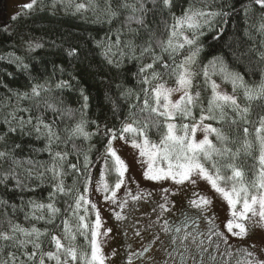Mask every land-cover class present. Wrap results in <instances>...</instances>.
Returning a JSON list of instances; mask_svg holds the SVG:
<instances>
[{"label":"trees","instance_id":"1","mask_svg":"<svg viewBox=\"0 0 264 264\" xmlns=\"http://www.w3.org/2000/svg\"><path fill=\"white\" fill-rule=\"evenodd\" d=\"M192 53L176 130L204 120L210 145L198 160L221 187L255 190L264 0H35L12 19L0 13V264H96L94 175L103 164L116 180L114 137L160 154L185 144L169 138L155 91ZM210 80L232 99H215Z\"/></svg>","mask_w":264,"mask_h":264},{"label":"rangeland","instance_id":"2","mask_svg":"<svg viewBox=\"0 0 264 264\" xmlns=\"http://www.w3.org/2000/svg\"><path fill=\"white\" fill-rule=\"evenodd\" d=\"M34 1L0 0V13L12 19ZM193 61L194 53L175 84L155 91L169 138L187 137L185 144L160 154L147 140L114 137L107 153L116 180L107 183L103 164L94 175L96 264H264V181L255 190L221 187L198 160L212 127L200 120L186 134L176 130V109L192 93ZM209 88L217 100L232 99L214 80Z\"/></svg>","mask_w":264,"mask_h":264},{"label":"flooded vegetation","instance_id":"3","mask_svg":"<svg viewBox=\"0 0 264 264\" xmlns=\"http://www.w3.org/2000/svg\"><path fill=\"white\" fill-rule=\"evenodd\" d=\"M183 223V222H182Z\"/></svg>","mask_w":264,"mask_h":264}]
</instances>
